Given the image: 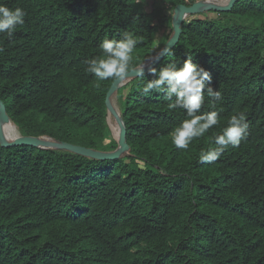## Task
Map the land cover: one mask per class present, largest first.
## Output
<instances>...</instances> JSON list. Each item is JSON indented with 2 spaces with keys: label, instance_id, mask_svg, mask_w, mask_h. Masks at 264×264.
Returning a JSON list of instances; mask_svg holds the SVG:
<instances>
[{
  "label": "trees",
  "instance_id": "1",
  "mask_svg": "<svg viewBox=\"0 0 264 264\" xmlns=\"http://www.w3.org/2000/svg\"><path fill=\"white\" fill-rule=\"evenodd\" d=\"M162 1L173 12L196 0ZM0 3L26 13L11 38L0 33V101L17 134L115 150L105 103L113 80H97L86 61L127 32L138 41L130 70L147 63L171 37L172 14L137 0ZM200 15L184 20L173 55L154 67L190 56L209 71L222 99L205 93L201 113L217 111L219 124L177 149L170 132L186 112L163 93L142 94L147 72L115 92L129 146L117 159L0 144V264H264V0ZM240 112L247 138L201 163Z\"/></svg>",
  "mask_w": 264,
  "mask_h": 264
},
{
  "label": "clouds",
  "instance_id": "2",
  "mask_svg": "<svg viewBox=\"0 0 264 264\" xmlns=\"http://www.w3.org/2000/svg\"><path fill=\"white\" fill-rule=\"evenodd\" d=\"M141 2L142 0H137V3ZM25 15L26 13L21 8L12 9L0 3V33L11 38L17 26L25 23ZM137 43L135 36L127 32L119 40L104 39L99 46L101 54L86 61L88 65L86 72L99 81H126ZM172 55L171 48L165 47L153 63L158 62L163 56ZM145 67L141 65L135 69L136 75L141 79L145 76ZM147 72L152 78L143 85L142 94L147 96L153 92L163 93L166 99L173 101L169 104V108H179L186 112L187 118L170 132L171 142L177 149L187 150L194 139L203 137L219 124L217 111L201 113V108L204 104L205 93L208 97L214 98V101H219L222 99L221 92L214 90L209 71L200 64L193 63L192 57H187L182 63H170L159 69L154 66L148 67ZM212 107L215 108V103ZM248 127L244 113L232 115L227 125L213 136L214 147L199 153V161L201 163L214 162L230 146L238 147L247 138Z\"/></svg>",
  "mask_w": 264,
  "mask_h": 264
},
{
  "label": "water",
  "instance_id": "3",
  "mask_svg": "<svg viewBox=\"0 0 264 264\" xmlns=\"http://www.w3.org/2000/svg\"><path fill=\"white\" fill-rule=\"evenodd\" d=\"M236 2H237V0H230V2L228 0L226 4L221 5V4L215 3L214 1L196 0L195 2H193L190 5H183V4L177 5L174 8L173 14H172V20H171L172 35L165 42V44L163 45L161 50L165 47L172 49L177 44L179 37L181 35V32H182V28H181L182 23L184 22V20L188 16L200 14L202 12H210V11H212V12H228L231 10V8L234 6V4ZM161 50L155 55V57L153 59L149 60L145 64H141V65L146 66L145 67V73H147L148 67L155 66L164 58V56H163L159 59L158 62H156L155 64L153 63L155 58L157 56H159ZM138 67L139 66H137V67H135L129 71V74H128L126 81H123V82L113 81V83L111 84V86H110V88L106 94L105 103H106L107 110H108L107 121H108L111 132L114 133V139L117 141V147L115 150H113V151H99V150H94L91 148L73 145V144L66 143V142H58V141H56L50 137L22 136L18 130L17 131H18L19 135H17V137H13V138L8 139L5 136V133L3 131L1 124L5 123V122L12 123V121L6 112L5 105L3 104L2 101H0V144L3 147L29 145V146H33V147H37V148L66 149V150H69L71 152L83 155V156L91 157L94 159H100V160H114V159L119 158L122 153H125L128 151L129 146L126 142L125 124H124L121 116L119 115V112L114 108L112 101H111V97H112V95L115 94V92L117 91V89L120 86L124 85L126 82L132 80L133 78L137 77L135 69H137ZM111 117L113 118L114 123H115L114 127L109 121V119ZM115 128H116V132H115Z\"/></svg>",
  "mask_w": 264,
  "mask_h": 264
},
{
  "label": "rangeland",
  "instance_id": "4",
  "mask_svg": "<svg viewBox=\"0 0 264 264\" xmlns=\"http://www.w3.org/2000/svg\"><path fill=\"white\" fill-rule=\"evenodd\" d=\"M144 1L148 8L151 9V7H155V8H159V7H164L165 10H163V13L165 15H169L170 13L173 14L172 11H170V8L168 6H166L164 4V2L162 0H142ZM211 1H214L215 3L217 4H226L228 0H211ZM215 13L216 12H202L200 13V17L205 14V15H208L209 17L215 19ZM195 16H198V14H195V15H190L189 17H187L188 19H191V18H195ZM223 22L227 21V19H222ZM231 23H242V22H250L249 19H246V18H233L230 20ZM158 35H157V44L156 45H159L160 42L162 41V38H163V35H164V32H163V27H159V30H158ZM117 92V91H116ZM119 95V93H118ZM112 104L114 106V108L119 112L120 109H122V105L120 103V100L119 98L117 97V93L114 94V96L112 97ZM110 123L115 126V123H114V120L113 118L111 117L109 119ZM13 128V127H12ZM11 137H14L16 135V131L15 129L13 128L12 130V133H11ZM112 135L114 137V133L112 132Z\"/></svg>",
  "mask_w": 264,
  "mask_h": 264
},
{
  "label": "bare ground",
  "instance_id": "5",
  "mask_svg": "<svg viewBox=\"0 0 264 264\" xmlns=\"http://www.w3.org/2000/svg\"><path fill=\"white\" fill-rule=\"evenodd\" d=\"M207 1H211V0H207ZM1 126L3 128V131L5 133L6 138H8V139L13 138V137H11L12 136L11 133H12V130H13L14 127L11 125V123L10 122H5V123L1 124ZM115 132H116V128H115ZM17 135L18 134L16 132V135L14 137H17Z\"/></svg>",
  "mask_w": 264,
  "mask_h": 264
}]
</instances>
